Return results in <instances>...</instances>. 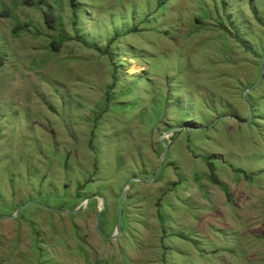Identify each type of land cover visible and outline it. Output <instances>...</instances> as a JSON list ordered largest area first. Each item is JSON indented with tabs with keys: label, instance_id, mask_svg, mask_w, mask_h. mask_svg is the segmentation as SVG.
Segmentation results:
<instances>
[{
	"label": "rangeland",
	"instance_id": "obj_1",
	"mask_svg": "<svg viewBox=\"0 0 264 264\" xmlns=\"http://www.w3.org/2000/svg\"><path fill=\"white\" fill-rule=\"evenodd\" d=\"M34 1L0 0V216L40 205L0 264H264V0Z\"/></svg>",
	"mask_w": 264,
	"mask_h": 264
},
{
	"label": "water",
	"instance_id": "obj_2",
	"mask_svg": "<svg viewBox=\"0 0 264 264\" xmlns=\"http://www.w3.org/2000/svg\"><path fill=\"white\" fill-rule=\"evenodd\" d=\"M263 64H264V58L261 60L260 62V65H259V79L258 81L250 88V89H246L243 93V100L245 102V94L247 92H250L252 91L258 84L259 82L262 80L263 78ZM246 103V102H245ZM248 111L250 112V109L248 108ZM183 128L181 127H177V128H173L171 130H169L168 132H166L165 136H168V135H171L175 132H178V131H181ZM161 144L163 146V151L161 153V155L159 156L158 158V167H157V170L155 171V173L148 179H142V178H132L130 180H128V182L126 183L125 185V188L123 190V193L121 195V198H120V202H119V209H118V214H117V219H116V224H115V230L113 232L112 235L110 236H104V234L102 233L101 229H100V226H99V215L101 214V212L104 210L103 206L102 207H99L96 212H95V215H94V224H95V230L97 232V234L103 239V240H106V241H111V240H114L116 239L120 234H121V222H122V212H123V207H124V202H125V196H126V192L129 190V187L132 183L134 182H144V183H152L155 178L157 177V175L159 174L160 170H161V166H162V160L164 159L165 157V154H166V150H167V146L164 144L163 141H161ZM96 197H90L88 198L87 200H85L83 203H82V207L81 208H76L72 211H69V212H65V211H60V210H55V209H51V208H48V207H43L45 208L46 210L48 211H51V212H56V213H63V214H68V215H71V214H76L78 212H82L84 211L85 209H87L89 207V204L95 199ZM99 199L101 200L102 204H104V200L102 197H99ZM28 206H36V207H40L39 204H35L33 202H29L27 204H24V205H21L17 210L16 212L12 215V216H8V217H4V216H0V219H15L17 218L21 213L22 211L27 208Z\"/></svg>",
	"mask_w": 264,
	"mask_h": 264
},
{
	"label": "trees",
	"instance_id": "obj_3",
	"mask_svg": "<svg viewBox=\"0 0 264 264\" xmlns=\"http://www.w3.org/2000/svg\"><path fill=\"white\" fill-rule=\"evenodd\" d=\"M22 4L26 7H33L36 5V2L34 0H21ZM70 6H71V9H72V12L73 14L75 15L76 13V7H75V0H70ZM44 21L45 23L52 29H55L56 28V20H55V17L53 16L52 13H45L44 15ZM63 39H67L66 37L63 38ZM60 43L61 42H54L52 45V47H57L59 48L60 46ZM56 45V46H54ZM56 49V48H55ZM53 49V50H55ZM4 62H5V58L4 56L2 55V53L0 52V68L4 65ZM211 172L213 173V171L211 170ZM211 179L213 180L214 183H217V181L215 180V176L214 174H211Z\"/></svg>",
	"mask_w": 264,
	"mask_h": 264
}]
</instances>
